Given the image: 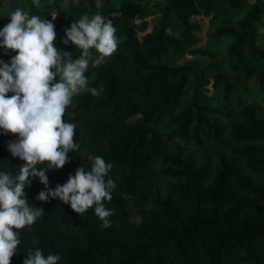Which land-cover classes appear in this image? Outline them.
I'll use <instances>...</instances> for the list:
<instances>
[{"label":"trees","instance_id":"obj_1","mask_svg":"<svg viewBox=\"0 0 264 264\" xmlns=\"http://www.w3.org/2000/svg\"><path fill=\"white\" fill-rule=\"evenodd\" d=\"M146 2L28 3L30 15H57L54 44L74 58L80 50L58 41L82 15H102L124 38L104 63L89 65L90 86L103 92L75 96L64 116L79 149L46 172L55 189L77 167L90 170L89 155L102 156L116 188L103 228L94 209L81 216L58 199L37 200L45 186L34 178L24 191L44 213L20 230L11 264L37 247L58 254V264H264V0H164L151 20ZM197 15L210 20L207 48L199 47L203 24L191 21ZM9 22L0 11V29ZM224 54L219 64H182ZM13 55L0 47V60ZM16 138L0 130V171L13 175L23 163L7 150Z\"/></svg>","mask_w":264,"mask_h":264},{"label":"clouds","instance_id":"obj_2","mask_svg":"<svg viewBox=\"0 0 264 264\" xmlns=\"http://www.w3.org/2000/svg\"><path fill=\"white\" fill-rule=\"evenodd\" d=\"M32 2L39 7V0ZM51 16L48 20L17 8L0 29V47L15 53L8 63L0 60V130L17 137L8 142L7 150L23 162L16 175L0 171V264H11L21 244L20 230L32 226L44 213L43 208L29 205L24 191L34 178L45 186L36 197L39 201L58 199L81 216L94 209L103 228L111 226L114 215L105 205L116 188L108 175L113 165L102 156L89 155L90 170L77 167L55 189L48 187L46 172L63 168L69 153L79 149L74 140L76 125L65 122L64 116L75 96L103 92V86H90L89 65L104 63L124 38L117 36L113 22L102 15H82L65 29L62 41L80 50L81 56L74 58L55 46L56 15ZM60 259L58 254L45 256L37 247L27 251L23 264H58Z\"/></svg>","mask_w":264,"mask_h":264},{"label":"rangeland","instance_id":"obj_3","mask_svg":"<svg viewBox=\"0 0 264 264\" xmlns=\"http://www.w3.org/2000/svg\"><path fill=\"white\" fill-rule=\"evenodd\" d=\"M146 1H147L146 2L147 6H148V14L150 16L149 19L151 20V19L159 18L160 13L162 11V5L164 3V0H146ZM29 2H32V0H0V11L4 12L6 14H9L10 12L16 10L17 8H20L23 11H26ZM53 15H56V14H53ZM56 19H57V15H56ZM56 19L54 21H56ZM191 21L203 24V31L199 33V37L201 38V43H200L199 47L207 48L208 47V41H209V33H210V20H209V18L203 17V15H197V16L192 17ZM63 37H65V35H63ZM260 40H261V44H264V29L260 30ZM62 41H63V39H60V41H58V42L62 43ZM72 48L76 49L75 45L72 44ZM68 49L71 50L70 48H68ZM68 49H67V51H69ZM225 60H226L225 54L219 58H216V59H210V58H206V57L200 56V55L196 56V57H192V56L188 55V56H186V58L183 59L182 64H187L188 62H191V61L205 63L206 65H208L210 63L219 64V63L225 62ZM174 144H175V142L171 143L170 146L173 147ZM180 144H182V143H180ZM183 147L186 150H192L193 152H195L197 154L204 153V151L206 149V147L205 148H196L193 146H189V147L183 146Z\"/></svg>","mask_w":264,"mask_h":264}]
</instances>
